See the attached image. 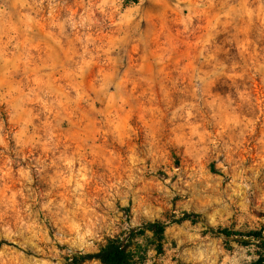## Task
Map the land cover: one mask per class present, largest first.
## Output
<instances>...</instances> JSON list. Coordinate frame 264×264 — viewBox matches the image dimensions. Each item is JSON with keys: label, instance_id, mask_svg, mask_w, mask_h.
<instances>
[{"label": "rangeland", "instance_id": "obj_1", "mask_svg": "<svg viewBox=\"0 0 264 264\" xmlns=\"http://www.w3.org/2000/svg\"><path fill=\"white\" fill-rule=\"evenodd\" d=\"M147 220L146 264L264 253L216 233H264V0H0V264Z\"/></svg>", "mask_w": 264, "mask_h": 264}, {"label": "trees", "instance_id": "obj_2", "mask_svg": "<svg viewBox=\"0 0 264 264\" xmlns=\"http://www.w3.org/2000/svg\"><path fill=\"white\" fill-rule=\"evenodd\" d=\"M132 1L138 2L139 0ZM198 217H200L199 214L195 212H185L180 218L173 220V222L183 219L197 221ZM167 226L168 223L162 220H147L141 226L132 227L125 237H109L96 251L73 254L67 258L65 264H81L93 259L99 260L103 264H146V251L137 241V237L146 236L147 232H151L155 240L161 242ZM210 229L214 231L213 228ZM216 233H221L228 237L239 235L241 242L245 245L249 244L252 239L264 244V233L262 230L242 232L224 228L216 230ZM253 264H264V253Z\"/></svg>", "mask_w": 264, "mask_h": 264}]
</instances>
